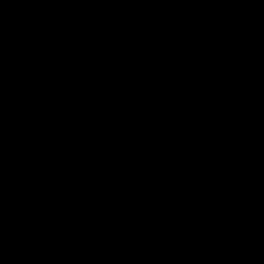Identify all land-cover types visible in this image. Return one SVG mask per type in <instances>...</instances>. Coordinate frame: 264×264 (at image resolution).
Returning <instances> with one entry per match:
<instances>
[{
    "label": "water",
    "instance_id": "water-1",
    "mask_svg": "<svg viewBox=\"0 0 264 264\" xmlns=\"http://www.w3.org/2000/svg\"><path fill=\"white\" fill-rule=\"evenodd\" d=\"M0 264H264V80L0 1Z\"/></svg>",
    "mask_w": 264,
    "mask_h": 264
}]
</instances>
